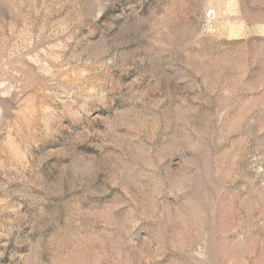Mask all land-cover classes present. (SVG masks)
I'll return each mask as SVG.
<instances>
[{
	"label": "clouds",
	"instance_id": "9594fccd",
	"mask_svg": "<svg viewBox=\"0 0 264 264\" xmlns=\"http://www.w3.org/2000/svg\"><path fill=\"white\" fill-rule=\"evenodd\" d=\"M229 3L0 0V264H264V0Z\"/></svg>",
	"mask_w": 264,
	"mask_h": 264
},
{
	"label": "rangeland",
	"instance_id": "374dc122",
	"mask_svg": "<svg viewBox=\"0 0 264 264\" xmlns=\"http://www.w3.org/2000/svg\"><path fill=\"white\" fill-rule=\"evenodd\" d=\"M218 3L223 4L225 6V12L228 15H232L233 14V9L229 3V0H217ZM244 34V29L242 26L240 25H236V24H231V26L229 27L228 30V35L229 36H241Z\"/></svg>",
	"mask_w": 264,
	"mask_h": 264
}]
</instances>
